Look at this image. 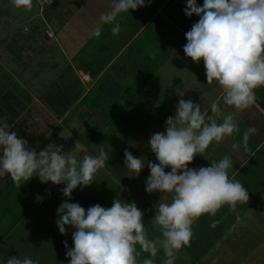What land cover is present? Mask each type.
<instances>
[{
	"label": "crops",
	"instance_id": "1",
	"mask_svg": "<svg viewBox=\"0 0 264 264\" xmlns=\"http://www.w3.org/2000/svg\"><path fill=\"white\" fill-rule=\"evenodd\" d=\"M186 6L187 0H145L144 7L102 24L96 37L99 17L111 11L113 0H33L30 11L0 0V123L37 151L53 143L66 153L76 141L89 155L103 148L109 157L105 167L93 184L73 190L69 202L87 210L95 204L111 207L114 198L135 201L144 212L147 237L156 239L153 205L161 193L145 191L147 163H158L147 142L165 130L179 99H191L209 114L214 103L220 105L225 115L235 114L238 131L213 142L189 168L229 156V176L246 187L249 201L195 219L190 243L177 252L174 264H264V86L254 90L255 102L242 111L223 104L219 85L207 83L203 61L195 63L183 52L185 33L199 19L187 17ZM115 24L120 25L116 35ZM125 149L146 158L138 177H129ZM63 187L38 177L18 187L10 176L0 177V264L12 256L69 264L66 252L74 246L75 229L61 235L56 225L57 208L67 199ZM159 252L154 264H162ZM145 258L150 254L141 253L138 264Z\"/></svg>",
	"mask_w": 264,
	"mask_h": 264
},
{
	"label": "clouds",
	"instance_id": "2",
	"mask_svg": "<svg viewBox=\"0 0 264 264\" xmlns=\"http://www.w3.org/2000/svg\"><path fill=\"white\" fill-rule=\"evenodd\" d=\"M17 9L30 11L33 0H11ZM145 6V0H113L111 11L101 14L93 35H101V25L111 24L122 12ZM187 17H199L185 33L184 54L193 62L203 61L208 84L216 82L223 93V104L242 111L255 102V89L264 86V0H187ZM114 35L120 25L111 29ZM235 114H224L214 103L211 113L191 99H179L174 115L165 122L163 132H155L148 140L158 163L148 162V193L159 192L153 205V223L160 237L149 239L144 226V212L135 201L128 203L114 198L111 207L95 204L87 210L79 203L69 202L73 190L93 184L94 175L105 167L108 153L103 148L97 156L76 141L68 152L49 143L42 150L31 148L9 125L0 123V177L8 175L18 187L33 177L41 183L64 185V200L57 208L56 225L61 235L72 232L74 246L67 250L69 264H138L141 253H149L142 264H154L163 250V264H174L179 250L192 238V224L205 214L215 216L228 205L235 210L238 202L249 201V192L241 182L229 176L233 167L225 155L210 166L189 168L197 155L205 156L213 142L220 143L238 131ZM222 118V120H221ZM32 134V130H28ZM71 134L66 132V137ZM85 153L78 158V153ZM124 166L138 177L145 167V157L124 151ZM170 168L166 172L165 169ZM171 195V201L168 200ZM37 201L42 198L37 196ZM218 221L210 226L215 227ZM139 245V251L137 249ZM67 249V241L64 242ZM6 264H37L29 257H9Z\"/></svg>",
	"mask_w": 264,
	"mask_h": 264
},
{
	"label": "built area",
	"instance_id": "3",
	"mask_svg": "<svg viewBox=\"0 0 264 264\" xmlns=\"http://www.w3.org/2000/svg\"><path fill=\"white\" fill-rule=\"evenodd\" d=\"M82 78L86 81V80H90V76L89 74H83Z\"/></svg>",
	"mask_w": 264,
	"mask_h": 264
},
{
	"label": "rangeland",
	"instance_id": "4",
	"mask_svg": "<svg viewBox=\"0 0 264 264\" xmlns=\"http://www.w3.org/2000/svg\"><path fill=\"white\" fill-rule=\"evenodd\" d=\"M159 237H160V235H159ZM160 253H163V250H161V251L159 252V254H160ZM157 259H158V258L155 257V258H154V262L157 261ZM164 259H165V257H162V261H161L162 264H163V260H164ZM158 260H160V259H158ZM187 264H188V262H187Z\"/></svg>",
	"mask_w": 264,
	"mask_h": 264
}]
</instances>
